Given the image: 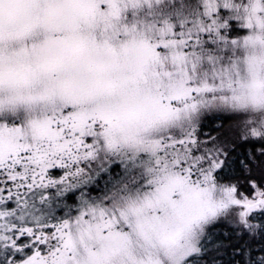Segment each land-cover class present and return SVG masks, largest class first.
Returning a JSON list of instances; mask_svg holds the SVG:
<instances>
[{"label":"snow or ice","instance_id":"6c2138e0","mask_svg":"<svg viewBox=\"0 0 264 264\" xmlns=\"http://www.w3.org/2000/svg\"><path fill=\"white\" fill-rule=\"evenodd\" d=\"M0 264H264V0H0Z\"/></svg>","mask_w":264,"mask_h":264}]
</instances>
